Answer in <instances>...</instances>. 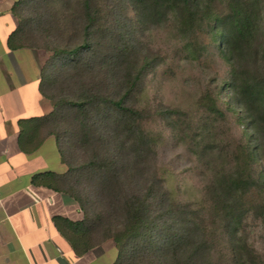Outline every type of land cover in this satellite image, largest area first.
Returning a JSON list of instances; mask_svg holds the SVG:
<instances>
[{
    "label": "trees",
    "instance_id": "obj_1",
    "mask_svg": "<svg viewBox=\"0 0 264 264\" xmlns=\"http://www.w3.org/2000/svg\"><path fill=\"white\" fill-rule=\"evenodd\" d=\"M12 11L17 44L48 55L39 90L53 109L34 121L42 138L56 137L68 166L48 175L51 184L84 212L82 221L57 223L81 239L77 253L113 239V264H264L243 235L246 216L264 223V0H17ZM170 21L190 32L193 47L204 31L227 65L200 107L216 117L240 112L242 138L210 180L205 215L170 195L148 127L163 119L180 140L182 124L170 117L183 112L143 103L159 58L136 28ZM202 125L186 140H199L203 156L217 154Z\"/></svg>",
    "mask_w": 264,
    "mask_h": 264
},
{
    "label": "crops",
    "instance_id": "obj_2",
    "mask_svg": "<svg viewBox=\"0 0 264 264\" xmlns=\"http://www.w3.org/2000/svg\"><path fill=\"white\" fill-rule=\"evenodd\" d=\"M16 1L0 0V264H113V239L77 253L81 239L69 240L57 224L82 221L84 212L48 176L68 166L56 137L36 128L34 118L53 109L39 90L46 53L17 44Z\"/></svg>",
    "mask_w": 264,
    "mask_h": 264
},
{
    "label": "rangeland",
    "instance_id": "obj_3",
    "mask_svg": "<svg viewBox=\"0 0 264 264\" xmlns=\"http://www.w3.org/2000/svg\"><path fill=\"white\" fill-rule=\"evenodd\" d=\"M125 13L126 16H131V11ZM131 24L134 28L135 20ZM136 34L143 41L144 50H153L159 58L158 66L149 75L146 83L143 103L151 107H170L183 112L170 117V120L178 119L182 124L180 140L174 134V127L166 126L163 119H159L158 123L148 124L158 141L160 173L172 197L193 209H199L200 214L205 215L210 209V180L220 164L227 167L232 163L226 155L231 153L234 143L242 138L243 132L242 124L236 118L240 112L233 114L228 111L225 117H216L200 107L201 94L212 82V78L224 77L227 65L209 43L204 31L199 34L203 45L195 43L194 47L190 32L184 33L173 21L152 28H136ZM47 56L46 54V58ZM202 123L204 129L207 128L202 134L210 136L211 133L218 142L217 154L207 153L203 156L198 145L199 140H186V134L191 130L201 132L198 125ZM244 226L246 230L243 235L247 242L264 256V223L250 215L245 217ZM214 251V259H218L217 247Z\"/></svg>",
    "mask_w": 264,
    "mask_h": 264
}]
</instances>
